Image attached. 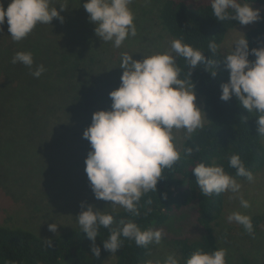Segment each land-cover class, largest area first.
I'll list each match as a JSON object with an SVG mask.
<instances>
[{
    "label": "trees",
    "instance_id": "1",
    "mask_svg": "<svg viewBox=\"0 0 264 264\" xmlns=\"http://www.w3.org/2000/svg\"><path fill=\"white\" fill-rule=\"evenodd\" d=\"M62 2L52 0V6L57 8H60V4L66 6V2ZM238 2L248 3L254 9L264 8V0ZM61 16L64 18L63 22L57 18V22L53 20L51 24H45L44 28L41 27L37 31L38 33L42 30V33H45L47 29L52 38L48 48L41 49L44 56L38 64L45 67L44 73L48 75L46 79L50 85L53 79L63 80L62 75L54 74L51 69L53 64L60 63L65 71L64 81L68 79L72 83L66 86L68 89L64 94L55 92L56 96L53 99V93H49L46 99L49 103H42L43 100L37 95V90L43 79L39 80L31 75L35 69H29L22 63H15L13 70H10L6 66L8 58L0 57V67L3 68L0 72L8 74L9 79L16 85L13 95L0 97V135L4 131L6 133L17 131L18 127L26 128L31 136L43 134L50 119L48 116L60 113L67 121V127L76 126L80 135H83L91 125L93 113L96 111L94 88L98 84L91 65H94L96 60L89 49L82 50L87 43L79 31L82 23L77 20L69 22V16L64 11H61ZM158 17L164 30L172 37L200 50L208 59L217 61L212 68H209L207 61L202 62L193 70L191 76L196 94L204 99L208 122L203 128L197 129L190 139L185 140L179 150L181 159L172 168L163 169L157 190L142 196L139 201L140 216H133L125 209L106 212L114 216L111 225L114 230L123 227L120 224L123 220L125 223H136L141 230L153 231L163 229L175 217L192 213L196 225L192 233L195 236L173 238L183 261L186 262L196 250L213 252L223 249L216 227L220 226L225 211V193L204 196L200 193L192 169L199 163L211 165L217 162L230 176L238 180H247L246 177L237 176V170L229 164V158L238 154L245 168L255 177L264 170V137L258 136L259 113L255 111L249 113L235 97L229 101L220 99V86L230 78V73L222 61L228 53L224 54L220 49L213 56L208 47L213 41L220 46L228 32L241 24L236 20L219 21L215 18L212 15L211 0H167L162 5ZM7 27L8 24L5 22L3 25L5 32L0 38V53L4 55H7L4 47L14 41ZM246 37L250 49L264 46V12ZM36 47L37 50L40 49V46ZM36 56L34 52L33 57ZM249 59L254 61L256 57L250 55ZM176 63L182 70L181 78L186 77L190 71L187 61L178 57ZM214 71L217 73L215 76L211 74ZM31 82L34 83L29 84ZM20 85L24 86V90ZM44 87L50 89L46 85ZM7 89V84L0 76V94L5 93ZM6 136L7 134L0 140ZM87 143L88 140L83 137V146ZM189 147L193 148V154L185 157L184 151ZM196 148H199V151H196ZM251 220L254 231L249 235L250 239L259 233L264 218L255 216ZM109 235L108 229H100L95 244L101 248V255L95 257L91 251L93 242L82 232L81 227L58 236L46 237L22 227L0 226V264H106L113 255L103 248V240ZM48 240L53 242L51 247L46 246L45 242ZM121 240L123 246L116 252L118 254L116 264H149L151 244L138 247L134 240L124 237H121Z\"/></svg>",
    "mask_w": 264,
    "mask_h": 264
},
{
    "label": "clouds",
    "instance_id": "2",
    "mask_svg": "<svg viewBox=\"0 0 264 264\" xmlns=\"http://www.w3.org/2000/svg\"><path fill=\"white\" fill-rule=\"evenodd\" d=\"M132 2L85 0L83 8L89 14V21L95 25V34L102 41L112 42L115 48H120L126 39L137 35L135 17L129 7ZM66 9L64 4H60V10L53 7L52 0H10L5 9L0 0V31L7 22L11 38L19 42L38 24H51L57 18L63 22L61 11ZM211 9L219 21L236 20L241 25H248L261 19L260 9L238 0H211ZM208 47L213 56L220 50L214 41ZM250 55L256 59L250 60ZM177 57L186 60L190 68L184 78H181ZM205 61L209 68L217 63L180 39L171 41V53L144 56L143 60H134L128 53L122 54L119 66L123 69L121 84L109 93L111 109L94 112L91 125L83 133L91 146L85 160V172L97 200L110 201L113 209L119 206L133 216H140L142 196L157 190L163 169L172 168L181 159L174 129H184L185 139H190L197 129L204 127L207 116L196 103L191 76L193 70ZM222 61L230 78L220 86V99L229 101L235 97L249 113H259L258 136L264 137V46L250 49L249 40L244 35L235 41L232 51ZM12 63H22L32 69L33 54L17 52ZM45 71L41 64L31 75L39 78ZM211 74L215 76L217 73ZM195 150L199 151V148ZM192 154L193 148L185 149V157ZM229 164L237 170V176L254 181L253 173L245 168L238 154L229 158ZM192 172L204 196L240 191L241 185L222 166L199 163ZM240 203L243 208L250 207L243 198ZM81 208L86 210L81 211L77 221L82 232L93 242L91 251L95 257L101 255V248L95 244L101 228L109 230L110 235L103 240V248L113 255L123 246L121 237L134 240L138 247L160 244L164 237L162 229L141 230L136 223L123 220L120 221L123 227L114 230L111 228L114 222L112 214L85 202ZM227 219L243 225L250 234L254 231L252 220L247 215L233 212ZM57 227L56 223L50 224L49 230L55 232ZM45 243L47 247L53 244L51 240ZM226 255L225 249L213 252L196 250L185 264H226ZM164 264H179V260L175 254H169Z\"/></svg>",
    "mask_w": 264,
    "mask_h": 264
},
{
    "label": "rangeland",
    "instance_id": "3",
    "mask_svg": "<svg viewBox=\"0 0 264 264\" xmlns=\"http://www.w3.org/2000/svg\"><path fill=\"white\" fill-rule=\"evenodd\" d=\"M62 1L66 2L67 9L63 11L69 16L68 21L72 23L73 20H77L82 23L80 35L87 40L82 50L89 49L96 60L94 65L90 64L94 78L98 80L94 88L96 111L111 109L109 93L119 88L121 84L123 69L119 66L123 53L133 55L134 60H143L144 56L165 52L171 53V41L175 38L164 30L158 17L162 5L167 0H150L149 3H146V0H133L129 7L135 17L137 35L126 39L120 48H115L112 42L102 41L95 34V25L89 21V14L83 8L85 0ZM2 3L6 9L10 0H2ZM260 10L261 13L264 12V8ZM255 25L256 21L230 30L220 45L222 53L231 52L235 41L246 36ZM41 27L44 28L45 24H38L25 39L19 42L12 41V44L7 43L8 45L4 47L7 55L0 53V57L8 58L6 63L8 69L13 70L12 58L20 51L32 52L33 55L35 52L37 56L33 57L35 61L32 69L39 66L38 62L44 56L41 49L48 48L52 40L47 29L45 33H42V30L37 33ZM4 32H0V38ZM35 44L40 46L39 50ZM177 60L178 57L176 62ZM2 69L0 67V70ZM51 69L54 74L62 75L63 80L53 79L50 85L46 79L48 75L43 73L39 77V80L43 81L39 85L37 95L43 100L42 103H49L46 100L49 93H53V99L56 96L55 92L64 94L68 89L66 86L72 83L68 79L64 81L65 71L61 63L53 64ZM0 76L8 86L7 91L0 94V97L13 95L15 83L9 79L8 74L0 72ZM44 85L50 89H45ZM20 88L24 90V86L20 85ZM196 96L197 105L208 118L204 109V99L197 94ZM207 118H204V124L208 122ZM48 119V126L43 134L31 136L26 128L18 127L17 131L7 133L4 131L0 135L2 138L7 134L5 139L0 140V226L22 227L46 237H53L80 227L77 217L82 210H86L81 208L82 202L101 211L124 208L116 206L113 209L112 202L95 198L85 172V160L91 150L89 141L88 146H83V135L79 134L76 126L67 127L68 123L61 113L51 114ZM174 133L175 143L180 150L186 140L185 130L174 129ZM214 164L219 165L217 162ZM236 180L241 185L240 191L225 193V211L220 226L216 227L223 249L227 252L226 264H264V223L260 225L259 233L250 239V233L243 225L229 222L227 219L233 212H240L251 219L255 216L264 218V170L258 173L252 182ZM241 198L249 202V208L241 207ZM53 223L58 226L55 232L49 230V225ZM194 224L192 213L173 218L171 223L162 229L164 237L161 243H151L149 262L164 264L169 254H175L179 264H185L173 238L185 235L194 237L193 229L196 226ZM117 258L118 254L115 253L106 264H116Z\"/></svg>",
    "mask_w": 264,
    "mask_h": 264
}]
</instances>
